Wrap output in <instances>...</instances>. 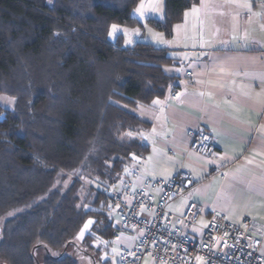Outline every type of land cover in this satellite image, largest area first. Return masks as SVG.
<instances>
[{
    "label": "trees",
    "instance_id": "obj_1",
    "mask_svg": "<svg viewBox=\"0 0 264 264\" xmlns=\"http://www.w3.org/2000/svg\"><path fill=\"white\" fill-rule=\"evenodd\" d=\"M140 1L0 0V264H111L112 189L149 150L138 110L177 81L167 49L109 36L143 27ZM197 2L146 21L170 36Z\"/></svg>",
    "mask_w": 264,
    "mask_h": 264
},
{
    "label": "crops",
    "instance_id": "obj_2",
    "mask_svg": "<svg viewBox=\"0 0 264 264\" xmlns=\"http://www.w3.org/2000/svg\"><path fill=\"white\" fill-rule=\"evenodd\" d=\"M193 7L199 11L193 13ZM170 36L173 44L156 47L167 49L175 59L168 67L177 75L175 87L153 100L159 104L152 101L138 110L149 122V150L124 169L112 191L126 180L133 189L147 178L166 181L185 170L197 184L168 208L179 214L188 201L198 203L195 232L202 230L211 213L239 227L251 219L260 232L264 230V7L257 0H198L183 12ZM199 124L211 131L215 148L209 155L189 149L187 130ZM112 208L118 231L116 206ZM135 240L133 233L120 231L113 246L119 250ZM259 250L264 254V235Z\"/></svg>",
    "mask_w": 264,
    "mask_h": 264
},
{
    "label": "built area",
    "instance_id": "obj_3",
    "mask_svg": "<svg viewBox=\"0 0 264 264\" xmlns=\"http://www.w3.org/2000/svg\"><path fill=\"white\" fill-rule=\"evenodd\" d=\"M257 3L264 7V0ZM187 135L190 150L201 155L214 151L211 131L204 124L189 128ZM196 184L187 171L180 170L166 181L147 178L133 189L126 180L111 193L118 221L114 235L123 231L136 237L133 245L118 250L117 264H144L145 257L150 259L149 264H264V254L259 250L264 230L256 232L251 219H245L244 227H239L211 213L202 230L195 232L198 203L188 201L179 214L169 210L171 201Z\"/></svg>",
    "mask_w": 264,
    "mask_h": 264
},
{
    "label": "rangeland",
    "instance_id": "obj_4",
    "mask_svg": "<svg viewBox=\"0 0 264 264\" xmlns=\"http://www.w3.org/2000/svg\"><path fill=\"white\" fill-rule=\"evenodd\" d=\"M145 4L147 5L150 0H144ZM151 2L155 3L158 5L159 10H151V9H147L145 12V15L143 17H141L138 13H136L135 9L140 5V3L138 4V6H136L134 8L133 13L143 22V27L139 28L140 32L139 34H135L134 32H129L127 34V40L132 41L133 38L134 40H142V41H148L151 42L153 45L155 46H162L163 44H165V42L167 43H174V38L172 39L171 36H166L163 31H161L159 28H157L156 26H154L153 24L148 23L146 20L149 17L155 18L157 20H161L164 18L165 15V5H164V0H151ZM119 28L121 29L120 31H122V29L127 28V27H121L119 26ZM129 29V28H127ZM136 29V28H134ZM149 29L151 31H149ZM129 30H133V29H129ZM117 31V32H120ZM123 32V31H122ZM131 33V34H130ZM159 34V35H156ZM2 98V97H0ZM8 102V101H7ZM113 210H115L114 208H112V212ZM89 221H92L91 218H87L84 222V224L82 225L81 229L79 230V232L77 233V240H80L83 238V236L90 230L91 224H88ZM2 221H0V227H1V223ZM88 225L87 228H85V225ZM110 251H111V264H117V254H118V248L112 246L109 247ZM73 254L78 255L79 261L81 264H89V259L86 256H82L81 254L76 253L74 250L72 251ZM40 257H44L43 252L41 251L40 253H38ZM105 254V253H104ZM144 264H149L150 263V259L148 257H145L143 260ZM152 264H160L158 262H153Z\"/></svg>",
    "mask_w": 264,
    "mask_h": 264
},
{
    "label": "snow or ice",
    "instance_id": "obj_5",
    "mask_svg": "<svg viewBox=\"0 0 264 264\" xmlns=\"http://www.w3.org/2000/svg\"><path fill=\"white\" fill-rule=\"evenodd\" d=\"M147 9H151V10H154V11L159 10L158 5L155 4V3H153V2H151V0H150V2H149L147 5L145 4L144 0H141L140 5L135 9V11H136V13H138L141 17H143V16L145 15V12H146ZM191 11H192L193 13H196V12L199 11V9L196 8V7H193V8L191 9ZM185 15L187 16L188 13H185ZM177 27L179 28L180 26L177 25ZM120 30H121V29L119 28L118 25H116V24L111 25V31L109 32V36H113L117 31H120ZM122 31H123L125 34H128L130 31H131V32H134L135 34H139L140 29H139V28H136V29H133V30H129V29H127V28H124V29H122ZM149 31H151V30L149 29ZM156 35H159V34H156ZM127 42L130 43L131 41L129 40V41H127ZM153 103H154V104H159L160 101H158V100H157V101H153ZM91 223H92V221H89V222H88V224H91ZM87 227H88V225L86 224V225H85V228H87ZM198 259H199V258H198Z\"/></svg>",
    "mask_w": 264,
    "mask_h": 264
},
{
    "label": "water",
    "instance_id": "obj_6",
    "mask_svg": "<svg viewBox=\"0 0 264 264\" xmlns=\"http://www.w3.org/2000/svg\"><path fill=\"white\" fill-rule=\"evenodd\" d=\"M4 264V263H3ZM94 264V263H93Z\"/></svg>",
    "mask_w": 264,
    "mask_h": 264
}]
</instances>
